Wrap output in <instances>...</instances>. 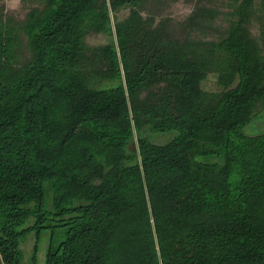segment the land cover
Listing matches in <instances>:
<instances>
[{
    "label": "trees",
    "instance_id": "16d2710c",
    "mask_svg": "<svg viewBox=\"0 0 264 264\" xmlns=\"http://www.w3.org/2000/svg\"><path fill=\"white\" fill-rule=\"evenodd\" d=\"M218 1L0 0V264L47 216L45 264H264V0Z\"/></svg>",
    "mask_w": 264,
    "mask_h": 264
},
{
    "label": "rangeland",
    "instance_id": "374dc122",
    "mask_svg": "<svg viewBox=\"0 0 264 264\" xmlns=\"http://www.w3.org/2000/svg\"><path fill=\"white\" fill-rule=\"evenodd\" d=\"M5 4V10L12 14L17 19H22L31 3L22 2V0H3ZM214 1V0H208ZM222 0H219L220 2ZM225 1V0H224ZM194 0H163L155 5H151L150 8L158 10L162 16H169L173 21L183 20L193 9ZM127 14V10H121L117 13V16L123 17ZM112 19V18H111ZM252 31L257 33V27L254 25ZM113 32V30H112ZM113 39L112 34L103 33H90L86 37L87 44L94 46L108 42ZM202 86L207 90H217L214 74H209L207 78L202 82ZM177 132L175 130H166L162 132H151L149 138L154 143H165L172 139ZM47 220L53 224L48 228H31L26 231L20 238L19 250L20 261L19 264H45L46 252L49 245L57 243L63 236L64 230L62 227L57 226L58 221L52 216H47ZM33 218H29L26 225L31 224Z\"/></svg>",
    "mask_w": 264,
    "mask_h": 264
},
{
    "label": "crops",
    "instance_id": "0c3cea01",
    "mask_svg": "<svg viewBox=\"0 0 264 264\" xmlns=\"http://www.w3.org/2000/svg\"><path fill=\"white\" fill-rule=\"evenodd\" d=\"M243 131L247 135H254L264 132V114L246 123L243 127Z\"/></svg>",
    "mask_w": 264,
    "mask_h": 264
}]
</instances>
